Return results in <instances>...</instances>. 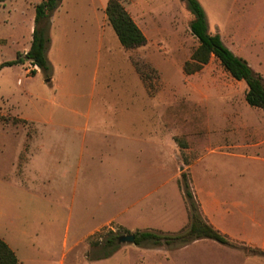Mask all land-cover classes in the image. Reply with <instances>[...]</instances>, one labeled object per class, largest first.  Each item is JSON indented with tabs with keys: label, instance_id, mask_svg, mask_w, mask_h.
Wrapping results in <instances>:
<instances>
[{
	"label": "rangeland",
	"instance_id": "374dc122",
	"mask_svg": "<svg viewBox=\"0 0 264 264\" xmlns=\"http://www.w3.org/2000/svg\"><path fill=\"white\" fill-rule=\"evenodd\" d=\"M132 1L137 4L130 14H138L136 21L151 37L134 50L121 46L109 24L101 6L108 0L60 4L52 28L54 46L58 39L63 44L62 19L71 24L72 40L69 54L58 49L57 62L53 60L63 97L53 83L45 84L41 72L29 73L27 63L0 71V238L17 249L19 264H244L252 258L246 257L245 243L238 242L245 248L239 251L208 240L186 248L124 244L108 260H93L92 245L110 234L175 235L184 230L189 212L179 184L183 172L194 193L195 184L201 187L208 180L220 196L225 181L229 195L248 210L261 212L259 200L264 205V165L225 159L198 147L207 135L214 139L209 145H221L223 100L218 91L233 90L236 101L243 95L215 59L198 76L184 74L183 66L198 46L187 2ZM198 1L204 10H214L208 13L211 33L224 34L240 53L244 30L238 40L223 30L221 21L223 7L235 0ZM245 1L251 10L240 15L252 35L264 29V0ZM38 2L0 0V63L15 60L29 47ZM94 6L103 28L111 32L103 36L100 57L94 46L99 18ZM42 117L54 121L47 126L30 120ZM208 206L201 208L203 216ZM243 221V232L260 235ZM215 223L222 227L223 222ZM232 251L242 255L234 259Z\"/></svg>",
	"mask_w": 264,
	"mask_h": 264
},
{
	"label": "crops",
	"instance_id": "0c3cea01",
	"mask_svg": "<svg viewBox=\"0 0 264 264\" xmlns=\"http://www.w3.org/2000/svg\"><path fill=\"white\" fill-rule=\"evenodd\" d=\"M123 1L125 2L124 4L125 9L132 17V19L135 21V23L138 25V27L141 29L143 34L145 35L147 42L144 46H146L147 43L150 41L151 37L149 36L148 32H146L142 28V26L136 21V17H138V14H136L135 12L130 14L131 11H129L131 9H135L137 3L135 1L133 2L132 0H123ZM63 2L64 0H62L61 5L63 4ZM61 5L59 6L57 11L54 13V15L51 18V25L49 29L50 45L47 51V58L53 67V78L51 80V84L52 83L54 84V92L56 91V94H58L59 97H63L64 95L62 91L63 87L59 85V83H57L58 79L56 77V70L57 68H59L57 63H55L57 62L58 59V49H60V52L62 53L63 56H67L69 54V49L72 42L71 35L69 32V28L71 27V24L68 23L67 21L64 22V20L62 19L60 24L62 26L61 32L63 34V44L61 43V40L59 41L58 39L59 42L56 41L54 46V38H52V28L53 25L55 24L56 19L58 18V14L60 13L59 9ZM248 5L249 3H247L245 0H235L230 5L224 6L221 11L224 14L223 18L221 16V21L223 25L222 28L224 31L227 30L230 33L229 36L231 34H236L238 40H243L242 32L244 30V36H245L244 43L242 44L243 48L240 50V53L234 50L233 44L231 42L226 43L224 34L223 35H220L219 33L217 34L221 36V39L224 42V44L236 56L244 59L249 64V66L255 72L260 74L264 79V29L261 27L260 29H258L257 32H255L254 34L252 33V35L249 34V32L248 33L246 32L245 29L247 28V26L244 20L245 15L242 17V15L240 14L241 13L246 14L251 10V8H249ZM101 6H103L105 10L106 4L103 3L101 4ZM204 11L207 16V19L209 18L208 17L209 12L214 14V10H210V11L204 10ZM57 12L58 14H56ZM64 12L66 16H69V18H71L69 12L66 11V9L64 10ZM93 13L95 15L99 13L98 8H96L95 6L93 7ZM98 17L99 18L97 19V23H96L97 24L96 29L98 35H97V42L94 46L97 47V49L95 48V50L98 52V55L100 57L102 45L104 42L103 36L105 34H109L111 36V32H109L108 27L103 28V24L99 14ZM208 24H209V20H208ZM33 28L34 26H32L30 29L31 37L29 40L30 42L29 47L23 51V55H25L30 48ZM105 29H107L106 32ZM209 30H210V24H209ZM109 52H111L110 49ZM214 59L217 60L215 57H212L210 62L207 65H205L200 72L193 75H186L185 73L184 74L186 76H191V77L198 76L206 72V69L210 66V64ZM13 67H17V66H13ZM21 67L23 68L25 66L21 65ZM39 74L40 73L36 75ZM139 77L141 78L140 75ZM232 79L235 80L234 78ZM235 81L236 83H238V87L242 90L243 100L236 101L235 96L237 95V93L231 89L222 88L221 91L220 90L218 91V92H222L220 96H222V100H223L222 111H221V124H222L221 135H220L221 145H216V147L215 144L209 145L211 142H213L214 139L209 135H207V137L205 136L202 140L199 141L198 147L203 148L205 151L208 149L209 150L208 152L217 154L225 159H238L242 161L257 162L260 165H264V112H261L262 115H260L256 111L251 110L253 108L264 111V109L249 106L245 100V94L247 92L246 84L242 81H237V80ZM193 100L194 98L191 97L190 98L191 103H193ZM174 116H176V113ZM159 117L162 118L160 115ZM194 117L195 114L189 115V118L191 119ZM30 120H32L36 124L47 125V126L52 124L54 121V119H49V117L35 118ZM160 120L163 122L162 119ZM211 183L212 182L207 180L201 187L199 184H198L199 186L195 184V193L191 188L192 193L197 203L199 204L200 208H203L204 204H207V206L210 204L212 206L211 208L208 206V209H206L207 211L205 212V216H203L202 214L205 221L206 222L210 221L211 224L210 223L209 224L212 225L215 229L219 230L233 244H238V242H241V243H245L247 245L246 248L248 249L253 248V249L264 250V225L261 224L260 222V221H264V205L263 203H261L262 201L259 200V203L261 204V208L259 210L261 212H258V210H256L255 208H251L250 210H248L249 208L248 207L246 208L245 204H242L241 201L237 200L235 196L229 195L228 193L229 185H226L225 181L222 187V194L220 196L217 193V191H215V187ZM203 199H205V201H203ZM247 212H249L250 214H247ZM243 220L247 221L248 227H250L253 230H258L260 232V235H255L253 232L250 233V231L243 232V230L240 228L241 222H244ZM216 221L223 222L221 228L217 227L215 223ZM100 224L101 223H99L98 225ZM199 241H208V240H199ZM197 242L198 241H195L191 243V245ZM13 251L17 255V249H13ZM231 255H233L235 259L236 257H240L242 254L240 252L236 254L235 252L232 251ZM251 256L252 258H248L244 264H264V260H258L259 258H255L253 257V255L249 253L246 255V257H251ZM101 261L104 260H97V262H101Z\"/></svg>",
	"mask_w": 264,
	"mask_h": 264
},
{
	"label": "trees",
	"instance_id": "16d2710c",
	"mask_svg": "<svg viewBox=\"0 0 264 264\" xmlns=\"http://www.w3.org/2000/svg\"><path fill=\"white\" fill-rule=\"evenodd\" d=\"M61 2L62 0H40L35 5L34 28L28 52L25 55L18 54L15 60L0 63V71L4 68L32 62L39 67L45 83L51 84L53 67L47 58V51L50 45L49 29L51 18ZM187 7L193 16L189 25L190 31L197 39L198 46L194 49L190 59L185 62L183 66L184 73L193 75L200 72L210 62L211 58L215 57L232 78L246 84L245 100L247 104L251 107L264 109V79L262 76L255 72L244 59L236 56L224 44L219 34L210 32L207 16L198 0H188ZM105 13L109 24L124 49L132 50L146 44L145 35L120 0H108ZM135 67L141 79H143L141 68L138 65H135ZM179 184L188 207V226L175 235H165L154 231L128 233L134 234L135 245L150 248L164 246L185 247L195 241L211 240L224 246L239 249V245L230 242L225 235L205 221L201 208L192 193L187 173H181ZM92 246L95 249L93 254L94 261L109 259L120 249L118 237L111 234L104 242L95 243ZM246 252L251 255L264 257V250L247 248ZM87 258L90 259L91 254H88ZM0 264H19L16 253L1 238Z\"/></svg>",
	"mask_w": 264,
	"mask_h": 264
},
{
	"label": "water",
	"instance_id": "95a60500",
	"mask_svg": "<svg viewBox=\"0 0 264 264\" xmlns=\"http://www.w3.org/2000/svg\"><path fill=\"white\" fill-rule=\"evenodd\" d=\"M182 1L187 2L188 0H182ZM118 244L119 245L130 244V245L136 246L134 234H126V235L119 236L118 237ZM239 249L242 250L243 248H241V246H239Z\"/></svg>",
	"mask_w": 264,
	"mask_h": 264
},
{
	"label": "built area",
	"instance_id": "2783aa9c",
	"mask_svg": "<svg viewBox=\"0 0 264 264\" xmlns=\"http://www.w3.org/2000/svg\"><path fill=\"white\" fill-rule=\"evenodd\" d=\"M27 66H28V69H29L28 70L29 73L34 74V73L40 72L39 67L36 64L32 63V62H28Z\"/></svg>",
	"mask_w": 264,
	"mask_h": 264
}]
</instances>
